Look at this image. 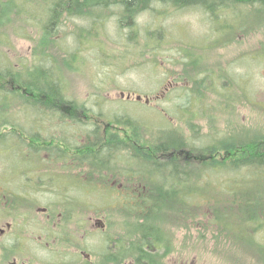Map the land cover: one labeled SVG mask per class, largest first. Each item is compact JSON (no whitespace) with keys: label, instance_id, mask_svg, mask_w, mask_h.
I'll return each instance as SVG.
<instances>
[{"label":"rangeland","instance_id":"1","mask_svg":"<svg viewBox=\"0 0 264 264\" xmlns=\"http://www.w3.org/2000/svg\"><path fill=\"white\" fill-rule=\"evenodd\" d=\"M38 1L12 0L15 6L2 10L5 15L0 16V67L9 68L17 76L28 75L36 67L52 68L51 72L63 81L66 99L76 106L71 111L59 109L60 114L76 119L68 120L69 126L64 127L60 119L54 121L56 115L45 116L32 108L16 83L3 82L0 123L9 125H0V188L4 180L16 179L22 170L56 169L46 168L49 163L41 160L48 162L45 156H58L59 150L42 151L45 145L29 140L30 136L41 130L56 132L58 138L71 139L76 146L86 133L92 135L95 123L100 121V131L114 136L115 142L125 143V149L107 158L108 168L104 171H98L88 160L91 188L86 200L88 216L95 218L89 232L100 219L106 228L89 234L87 251L92 255L89 264H100V255L104 256V264H116L110 256L134 240L129 238L130 223L134 222L129 194L143 189L132 184L135 179L128 174L145 173L146 166L140 162L148 161L150 147L161 141L165 130L180 132L193 147L221 146L215 156H206L212 157L209 161H198L203 157L192 155L197 159L187 163L200 174L197 183L206 189H201L199 199L190 200L197 207L189 221L184 225L177 221L161 225L172 245L155 250L156 264H264V225L249 228L250 234L247 228L244 231L248 217L263 215V203L246 205V201L248 193L264 194V177L248 184L242 198L244 205L231 208L224 199L233 189L232 182L237 185L235 189H245L243 182H249L251 178L246 177L252 173L203 169L229 164L231 150H246L250 142L247 136H258L264 147L261 4L228 0L231 4L209 10L198 2L178 6L172 1L151 0L146 10L132 12L136 15L132 24L122 21L124 9L113 5L91 17H62L48 35L49 17L43 13L45 5ZM205 2L210 4L212 0ZM17 5L23 8L20 12ZM32 77L39 78L40 72ZM138 96L141 101L136 100ZM146 99L150 102L146 103ZM82 108L92 120H79L84 117ZM13 127L25 135H18ZM202 170L206 171L202 174ZM193 178L185 183L192 186ZM214 197L213 202H219L217 206L227 209L223 216L227 214L230 235L216 223V215L222 212L209 203ZM249 235L258 242L254 243ZM49 254L39 251L40 258H48ZM131 257L126 254L117 264H133Z\"/></svg>","mask_w":264,"mask_h":264},{"label":"trees","instance_id":"2","mask_svg":"<svg viewBox=\"0 0 264 264\" xmlns=\"http://www.w3.org/2000/svg\"><path fill=\"white\" fill-rule=\"evenodd\" d=\"M162 2L172 1L176 5H189L195 2H198L201 5H204L207 9L212 10L214 7H220L221 5L231 4L226 2L228 0H212L209 4L205 0H156ZM250 1V2H249ZM11 2V3H10ZM42 2L45 5L44 14H48L49 24L46 28V32L50 35V32H54L56 25L60 22L64 14L67 12L71 17H91L94 12H97L100 9H106L110 6H120L125 11V18H122V21L125 20L126 23L132 24V19H135V14L132 12L140 13L143 10H146L151 3V0H39L37 2ZM241 3L246 5H254L256 3L261 4L263 7L262 11L264 12V0H241ZM17 3V2H16ZM19 4V3H17ZM236 4V3H232ZM10 6H15L12 0L2 1L0 0V16L5 15L2 10H9ZM21 9V6H18ZM7 8V9H6ZM23 9V8H22ZM21 9V10H22ZM68 18V17H65ZM52 68L44 69L41 67H36L34 71H31L30 74L22 76L11 74L10 69H3L0 67V92L4 87L2 84L6 81H12L16 83L17 87L25 91L27 95V102L32 106V108H41L46 107L52 109L53 107H76L73 106L72 102H69L65 96V90L63 81L58 78L53 72ZM40 72V77H32L33 75ZM22 73V72H21ZM16 90V91H20ZM24 95V93H22ZM24 98V97H23ZM30 98V99H29ZM52 105V107H50ZM29 107V106H28ZM68 118L64 114L61 115L57 113L54 121L60 119L61 122H65L64 118ZM75 120V117H72ZM91 117L89 118V120ZM0 125L8 126L6 124L0 123ZM1 128V127H0ZM16 133L20 135L22 132L21 129L13 127ZM92 135L90 134V139L93 138L94 143L88 145V154L90 162L94 168L98 171H104L105 168H108L106 162L109 161L107 158L115 157L118 155L120 150L125 149L122 146H125L123 142H115L114 136L100 131L96 128L93 130ZM25 135V133H24ZM162 139L158 143L150 147L147 158L148 161L140 162V164L145 167V173H135L132 172L128 175H131L133 179L132 184H136L138 187L141 186L143 189L139 193L129 194L131 196L132 206L130 209L131 215L134 217V222L130 223L129 238L134 240L129 241L128 245L124 246V249L119 250L118 253L112 254L111 259L117 264L121 259L126 255H132L131 258L134 259L133 264H156V255L154 254L155 250L159 249L163 245H166L169 248L172 245L169 235L163 232L162 226L164 223L180 222L182 225L189 221L193 217L192 211L197 207L190 200L201 197L202 188L198 182L199 173L193 171L192 166L187 164L188 162H193L194 159H197L196 156L201 155L203 159L198 161H209L212 157L207 158L206 156L214 155L218 153L219 146L211 144L205 148L193 147L189 145L185 137L180 132H175L172 130H165L161 135ZM28 138V137H27ZM39 137L30 136L29 140H34L40 142L41 140L37 139ZM243 139V138H242ZM245 139L250 141L246 144V150H242L240 153L238 150H231L229 152L230 163L222 165L220 163L217 165L204 166L203 169L219 172L220 170H226L228 172H233L235 174H244L247 176L246 179L251 178L249 182L243 184L246 186L245 189H235L237 185L233 184V189H230V193L226 196L224 201L226 205L230 204L231 208L242 203L244 205L242 198L246 195L245 190L250 187V183L259 182L261 176L264 177V147L262 148V143L258 140V136L253 138L247 136ZM229 141V140H228ZM132 142V141H131ZM226 141H222L224 144ZM259 142V143H258ZM219 147V148H218ZM200 148V149H198ZM223 148V146H222ZM47 148H41L40 150H46ZM226 149V148H225ZM245 149V147H243ZM188 153V154H187ZM185 154V155H184ZM91 155H94L93 157ZM196 155V156H192ZM238 155H241L239 157ZM138 157V155H135ZM187 156V158H183ZM237 156V159H235ZM105 158L103 161L101 158ZM111 158V159H112ZM233 158V159H231ZM166 159V160H165ZM233 160V161H232ZM111 161V160H110ZM112 162V161H111ZM146 163V164H145ZM106 164V165H105ZM148 166V168H147ZM222 166V168H221ZM206 170H202L203 174ZM117 172L116 170H113ZM246 171V172H245ZM248 173V174H247ZM137 175H140L138 177ZM195 178L194 184L189 186L186 180ZM237 177V176H236ZM193 178V179H194ZM238 178V177H237ZM256 178V179H253ZM242 180H245L242 178ZM150 182V183H149ZM140 188V187H139ZM232 188V187H231ZM241 190V191H240ZM130 193V192H128ZM247 203H259L264 204V194L256 193V195H251L248 193ZM217 197L209 199V203L218 212H222L220 216L216 215V223L222 224V227L226 230L227 233V214L224 217V210L221 207L217 206L219 204L213 201ZM255 205V204H252ZM210 210L213 208H209ZM193 219V218H192ZM191 219V220H192ZM214 221V220H213ZM184 222V223H183ZM224 222V223H221ZM246 227L244 231L249 228L255 227V225H264V210L261 218L248 217L246 219ZM250 234V233H249ZM254 243H257L255 237H250ZM248 238V239H249ZM233 239V238H230ZM234 242V240H232ZM256 250L259 249L256 244H253ZM264 246V245H263ZM126 247V248H125ZM263 251V250H262ZM116 257V260L114 259ZM119 258V259H118ZM130 259V258H128Z\"/></svg>","mask_w":264,"mask_h":264},{"label":"flooded vegetation","instance_id":"3","mask_svg":"<svg viewBox=\"0 0 264 264\" xmlns=\"http://www.w3.org/2000/svg\"><path fill=\"white\" fill-rule=\"evenodd\" d=\"M64 17L70 18L67 12ZM43 108L37 109L45 116H57L62 108L73 109L72 106ZM81 111L84 117L79 120H89L84 112L87 110ZM70 117L61 122L64 127L69 126L68 120L73 119ZM99 123H95L97 129ZM48 132L41 130L33 137L39 136L37 139L47 148L43 151L59 150L58 156H45L48 162L41 160L49 163L46 168L56 169L22 170L16 179L4 180L0 188V264H89L92 255L87 251L88 236L106 228L100 219L89 232V224L95 220L88 216L86 200L90 191L88 145L94 143L93 138L86 133L75 146L71 139L63 140L56 132ZM20 135H24L23 131ZM127 189L130 191L131 187ZM117 190L122 191L121 187ZM40 250L50 253L48 258H40ZM100 259V264H104L103 255Z\"/></svg>","mask_w":264,"mask_h":264},{"label":"water","instance_id":"4","mask_svg":"<svg viewBox=\"0 0 264 264\" xmlns=\"http://www.w3.org/2000/svg\"><path fill=\"white\" fill-rule=\"evenodd\" d=\"M122 97H124V94L122 95ZM127 98L130 99L131 98V95H128ZM136 100L141 101L142 100V97L141 96H138V97H136ZM149 102H150V100L149 99H146V103H149Z\"/></svg>","mask_w":264,"mask_h":264}]
</instances>
